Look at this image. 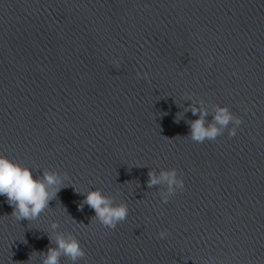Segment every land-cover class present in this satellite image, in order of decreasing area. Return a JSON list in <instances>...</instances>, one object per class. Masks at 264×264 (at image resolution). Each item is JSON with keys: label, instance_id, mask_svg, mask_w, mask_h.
Returning <instances> with one entry per match:
<instances>
[{"label": "clouds", "instance_id": "clouds-1", "mask_svg": "<svg viewBox=\"0 0 264 264\" xmlns=\"http://www.w3.org/2000/svg\"><path fill=\"white\" fill-rule=\"evenodd\" d=\"M141 76V73H137ZM146 78L147 73H143ZM193 115L197 114V109H192ZM202 113L201 118L191 123V138L196 142L205 140H215L223 134L222 129H228L229 136L237 134V128L242 123V119L232 114L227 106L219 107L214 116V124L205 125ZM233 126L229 129V124ZM147 185L149 188L164 181L168 185V195L164 196V203L168 202V196L175 194L177 190H183L184 181L177 175L176 169L162 171L159 177L155 172L149 171ZM62 183L54 173L45 172L42 179L35 178L30 168L20 165L18 162L10 160L0 155V196H5L9 205L13 207L11 213L17 220H34L48 207L49 201L55 197V191L50 192L53 185ZM83 204H87L94 210L96 218L102 225L114 229L117 224L124 221L128 215V207L125 203L114 204L110 198L105 197L98 189L91 190L85 196L83 203L78 210H83ZM53 227H56L53 224ZM166 232L162 231L159 236L163 238ZM67 256L73 264L78 259L85 257V250L76 238L64 239L57 236L56 247H50L45 253L43 264H60V257Z\"/></svg>", "mask_w": 264, "mask_h": 264}]
</instances>
